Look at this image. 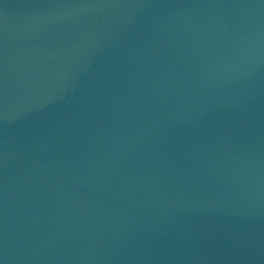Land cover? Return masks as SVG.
<instances>
[{
  "label": "water",
  "instance_id": "water-1",
  "mask_svg": "<svg viewBox=\"0 0 264 264\" xmlns=\"http://www.w3.org/2000/svg\"><path fill=\"white\" fill-rule=\"evenodd\" d=\"M0 264H264V0H0Z\"/></svg>",
  "mask_w": 264,
  "mask_h": 264
}]
</instances>
